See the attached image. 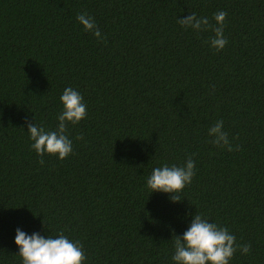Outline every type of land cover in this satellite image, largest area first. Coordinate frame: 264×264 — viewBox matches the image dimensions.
Returning <instances> with one entry per match:
<instances>
[{"label":"trees","instance_id":"trees-1","mask_svg":"<svg viewBox=\"0 0 264 264\" xmlns=\"http://www.w3.org/2000/svg\"><path fill=\"white\" fill-rule=\"evenodd\" d=\"M219 11L228 14L219 51L210 28L177 23L195 13L215 26ZM67 87L87 116L67 124L68 157H40L27 124L55 130ZM219 120L239 150L210 142ZM189 156L195 175L180 201L151 192L153 168ZM195 214L236 240H264V0H0V240L17 228L174 240ZM79 242L84 264H174V241ZM236 243L250 252L238 249L229 264H264V241ZM18 254L0 241V264H22Z\"/></svg>","mask_w":264,"mask_h":264},{"label":"clouds","instance_id":"clouds-1","mask_svg":"<svg viewBox=\"0 0 264 264\" xmlns=\"http://www.w3.org/2000/svg\"><path fill=\"white\" fill-rule=\"evenodd\" d=\"M227 12L219 11L213 14L215 26L211 25L207 17L198 18L191 13L186 18L177 20L184 28H192L196 31L211 29L214 36L210 38V46L217 51L222 50L228 40L224 36V23ZM77 22L83 26L86 32H91L98 40L106 42L94 19L87 13H80L76 17ZM63 106L57 116L58 124L55 130L48 131L36 123H28V136L32 141L30 148L40 157L45 154L55 155L58 159H65L73 151L72 140L69 139L67 124H77L87 116L86 104L82 95L71 87L64 89L60 96ZM223 120H219L208 129L211 143L218 147H226L228 151L235 149L228 139V133L223 130ZM77 139H83L78 136ZM40 164L44 163L41 158ZM195 162L191 156L182 166L164 164L153 168L147 178V187L151 192H163L172 194V201H180L177 193L190 184L195 175ZM174 237V254L171 259L174 264H229L234 253L239 249L241 254L250 252V245L237 244L236 237L226 227L209 222L200 214H195L190 226L182 236ZM15 245L19 248V256L22 264H84L86 260L83 246L79 241L68 239L62 232L55 238L41 236L39 233L26 234L19 228L16 229Z\"/></svg>","mask_w":264,"mask_h":264}]
</instances>
